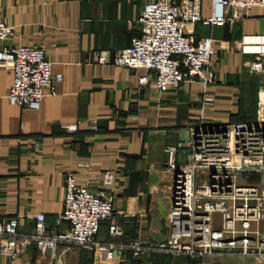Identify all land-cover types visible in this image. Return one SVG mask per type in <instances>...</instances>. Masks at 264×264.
<instances>
[{
  "label": "crops",
  "instance_id": "crops-1",
  "mask_svg": "<svg viewBox=\"0 0 264 264\" xmlns=\"http://www.w3.org/2000/svg\"><path fill=\"white\" fill-rule=\"evenodd\" d=\"M148 1L0 0L2 19L14 28L0 47L43 46L53 73L62 75L56 93L44 91L40 109L30 111L9 105L12 76L0 68V222L16 219L19 234L33 232L37 215L45 217L48 232L66 228H57L56 218L63 208L67 173L95 191L101 174L112 171L113 219L122 230L118 241L161 243L169 229L154 191L165 179L164 147L179 145L182 130L200 124L264 122V83L250 74L251 59L238 52L243 34H264V9H250L232 26H187L196 38L213 40L214 80L204 92L186 81L160 93L152 84H138L150 72L113 65L140 32L138 17ZM203 93L213 98L211 107L202 108ZM73 124L78 128L74 135L64 130ZM98 237L108 240L107 227H100ZM97 256L86 262L74 247L62 249L56 258L43 257L29 243L14 262L0 257V264H182L169 261L168 255L134 262L128 256L111 262Z\"/></svg>",
  "mask_w": 264,
  "mask_h": 264
},
{
  "label": "built area",
  "instance_id": "built-area-1",
  "mask_svg": "<svg viewBox=\"0 0 264 264\" xmlns=\"http://www.w3.org/2000/svg\"><path fill=\"white\" fill-rule=\"evenodd\" d=\"M202 1L149 0L138 17L140 32L115 56L113 65L150 72L139 77L138 84H152L160 93L179 89L186 81L195 82L204 92L214 80L213 40L196 38L186 27L232 26L250 9H264V0H209L205 10ZM13 32L0 13V42L12 37ZM238 52L251 59L250 74L264 83V34H243ZM99 61L104 63L103 58ZM0 68L12 76L7 101L18 109L38 111L43 92L54 95L62 82V75L53 73L43 46L0 47ZM203 94L202 108L211 107L213 98ZM91 129H97V122L91 123ZM64 130L72 135L78 132L75 124ZM190 132V160L186 165L177 167L174 150H166L170 170L177 172L166 244L155 247L140 241H118L122 230L113 219L116 177L112 171L101 174L95 191L80 186L75 174L69 172L64 179L62 212L56 218L57 228L62 224L66 228L48 232L43 215L33 218L30 234L18 233L16 219L0 222V257L14 262L23 245L33 243L41 253L75 247L108 262L125 256L134 262L154 255L264 262V122L222 127L200 124ZM242 174L260 175V182H248ZM105 223L108 240L98 237Z\"/></svg>",
  "mask_w": 264,
  "mask_h": 264
},
{
  "label": "rangeland",
  "instance_id": "rangeland-1",
  "mask_svg": "<svg viewBox=\"0 0 264 264\" xmlns=\"http://www.w3.org/2000/svg\"><path fill=\"white\" fill-rule=\"evenodd\" d=\"M207 1L208 0H203V3H204L203 7L204 8L207 6V4H206ZM225 35L227 36V34H225ZM204 36H214V35H211L210 33H206ZM261 83L263 84L262 81H261ZM190 131L191 130H188V129H184V131L182 130V132H181L182 134L180 133V137H178V141L181 140L179 145H177L175 143L174 144L168 143V145L164 147V150H168V152H169V149L174 150L173 161L177 167H182V166L186 165L190 160V143L192 140ZM166 156H167V160H165L163 162L164 163L163 166L165 167V172H166L164 174V178H165L163 180L164 183L160 184L159 187L157 188V191H154V192H155V196H157V199H158L161 207H163V213H162L163 216L162 217L164 218L163 219L164 223L166 224V226L168 228L169 227V225H168V214H169V211L171 209L170 207L172 206V203L174 200L177 172L176 171L172 172L170 170L168 153H166ZM247 179L248 178L246 177V180ZM251 182L258 184L260 182V180L257 182L255 180L251 181ZM107 224L108 223H105L103 225L105 227H107ZM168 235H169V233L167 234V237L165 238V240L163 242L156 243V244H154V243L150 244L149 243L148 245L158 247L162 244H166L168 241ZM60 249L56 250L55 253H41L38 250L37 251H38L39 255H41L43 257L56 258L58 252L62 251V248H60ZM70 249L72 250V248H70ZM76 249L81 253V259L84 258V260H86V262H87V260L92 261L91 259H92V256L94 255L92 252L83 250L81 248H76ZM154 256H156V255H154ZM168 259L170 261L171 257L169 258V256H168ZM188 260H191L194 262L197 261L200 263L203 262L204 264H264V262H260L258 260H252V259H223V260H220L218 262H212L209 260H203V261L202 260H193V259H188V258H184V257H174L172 262H180V263L182 262V264H183V263H186Z\"/></svg>",
  "mask_w": 264,
  "mask_h": 264
},
{
  "label": "water",
  "instance_id": "water-1",
  "mask_svg": "<svg viewBox=\"0 0 264 264\" xmlns=\"http://www.w3.org/2000/svg\"><path fill=\"white\" fill-rule=\"evenodd\" d=\"M242 177H247L248 179H247V181L248 182H251V181H259L260 180V175H256V174H250V175H247V174H242ZM251 180V181H250ZM251 183H253V182H251Z\"/></svg>",
  "mask_w": 264,
  "mask_h": 264
},
{
  "label": "trees",
  "instance_id": "trees-1",
  "mask_svg": "<svg viewBox=\"0 0 264 264\" xmlns=\"http://www.w3.org/2000/svg\"><path fill=\"white\" fill-rule=\"evenodd\" d=\"M127 243V242H126ZM153 257V256H152Z\"/></svg>",
  "mask_w": 264,
  "mask_h": 264
}]
</instances>
